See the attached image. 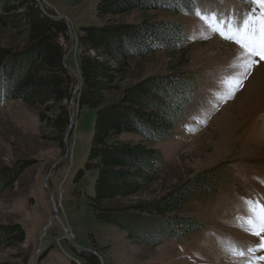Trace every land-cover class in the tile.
Returning a JSON list of instances; mask_svg holds the SVG:
<instances>
[{
	"label": "rangeland",
	"instance_id": "obj_1",
	"mask_svg": "<svg viewBox=\"0 0 264 264\" xmlns=\"http://www.w3.org/2000/svg\"><path fill=\"white\" fill-rule=\"evenodd\" d=\"M40 1L47 14L52 11L53 18L69 22L75 39L69 57L72 65L78 64L76 39L82 28L162 21L184 27L185 47H172L168 52L158 49L147 57L131 59L125 75L114 85L113 102L124 87L139 79L171 74L194 77L192 102L169 140L150 144L132 133L118 137L122 143L159 150L165 167L155 174L156 182L144 194L113 205L160 198L209 171L214 174L216 190L195 195L179 213L196 221L195 234L153 247L149 232L131 237L114 225L98 223L88 204V197L95 194L96 172L78 175L90 152L95 110L79 109L75 96L77 118L67 140V153V131L61 141L48 125L52 115L45 106L6 101L0 105V177L11 173L15 180L11 186L4 182L0 186V232L19 225L25 240L0 247V264H85L92 255L100 264H250L253 253L248 249L260 239L251 234L247 202L264 203V78L254 93L249 88L257 72L264 76V60L255 57L250 69L239 67L241 49L214 31L212 14L224 25L227 12L236 9L228 25L232 27L254 6H241L234 0H196L193 13L133 10L100 20V0ZM25 44L24 35L0 27L1 49H21ZM70 49L71 41L68 52ZM232 77L241 80L236 88L226 83ZM229 105V120L222 121ZM69 108L72 114L71 103ZM131 223L139 231L151 227Z\"/></svg>",
	"mask_w": 264,
	"mask_h": 264
},
{
	"label": "trees",
	"instance_id": "obj_2",
	"mask_svg": "<svg viewBox=\"0 0 264 264\" xmlns=\"http://www.w3.org/2000/svg\"><path fill=\"white\" fill-rule=\"evenodd\" d=\"M236 1L242 5L249 3ZM195 7L196 0H100L97 16L106 20L133 10L158 9L184 14L193 13ZM48 13L55 16L52 11ZM0 27L13 29L26 38L21 49L0 48V105L22 100L32 107L45 106L52 115L48 125L62 141L70 125L69 104L77 88L75 75L64 63L71 41L67 24L46 16L36 0H0ZM186 41L184 27L175 22L86 27L76 39L80 50L78 64L66 60L81 78L76 98L78 108L96 111L90 152L84 170L78 175L96 172L95 194L88 197L93 215L98 223L114 225L131 237L149 232L146 235L153 247L197 232L196 221L180 217L179 213L195 195L216 190L214 174L204 172L151 201L115 206L116 202L144 194L156 182L155 174L165 167L159 150L122 143L118 137L132 133L150 144L169 140L192 102L194 77L171 74L139 79L124 87L117 101H111L110 97L131 59L147 57L158 49L166 52L172 47L181 49ZM14 180L7 173L0 179V186L3 182L11 186ZM131 222L152 228L139 231ZM24 240L19 225L0 232V247ZM85 264L100 261L92 255Z\"/></svg>",
	"mask_w": 264,
	"mask_h": 264
},
{
	"label": "snow or ice",
	"instance_id": "obj_3",
	"mask_svg": "<svg viewBox=\"0 0 264 264\" xmlns=\"http://www.w3.org/2000/svg\"><path fill=\"white\" fill-rule=\"evenodd\" d=\"M254 7L250 13L246 14L242 21L232 27H228L227 22L224 25H219L215 14H212V19L215 21L214 31L223 38L235 43L241 49V64L239 67L250 69L256 63L255 57L264 60V0H248ZM207 19V17H205ZM226 83L236 88L240 85L241 80L236 77L229 78ZM251 216L247 222L251 229V234L258 237L260 242L254 248H249L248 251L253 253L250 264H260L264 262V255H255L258 252H264V203L259 201L247 202ZM240 256L244 252L239 253Z\"/></svg>",
	"mask_w": 264,
	"mask_h": 264
},
{
	"label": "water",
	"instance_id": "obj_4",
	"mask_svg": "<svg viewBox=\"0 0 264 264\" xmlns=\"http://www.w3.org/2000/svg\"><path fill=\"white\" fill-rule=\"evenodd\" d=\"M36 2L38 3V5H39L41 11H42L46 16H48V17L51 18V19L57 20V21H64V22L67 24V27H68V29H69V35H70V39H71V49H70V51L65 55V57H64V63H65V67H66L70 72H72V73L75 75L76 79H77V88H76V90L74 91L73 96H72V99H71V101H70V103H71V105H72V107H73L72 114H71V119H70V125H69V127H68V129H67V132H66V135H65V138H66V146H67V153H69V148H68V142H67V140H68L69 134L74 130V127H75V121H76V118H77V110H76L75 96L78 95V94L80 93V89H81V86H82V84H81V78H80L79 73H78L76 70L71 69V68L69 67V65L67 64V62H66V60L71 56L72 51H73V49H74V47H75V39H74V37H73V35H72L70 24H69V22H68L66 19H64V18H57V19L53 18L52 16H50L49 14H47V13L45 12V10H44V8H43V5H42V3H41L40 0H36ZM46 181H47V179H46ZM45 186H46L47 189H49L48 185H45ZM55 212L57 213V211H55Z\"/></svg>",
	"mask_w": 264,
	"mask_h": 264
},
{
	"label": "bare ground",
	"instance_id": "obj_5",
	"mask_svg": "<svg viewBox=\"0 0 264 264\" xmlns=\"http://www.w3.org/2000/svg\"><path fill=\"white\" fill-rule=\"evenodd\" d=\"M236 8V7H235ZM232 11V10H231ZM232 15H236V9L234 10V11H232V12H227V16H226V20H227V25H229L230 26V24L232 23ZM263 71V70H262ZM264 72V71H263ZM264 78V76H262V75H260L259 74V72H257L255 75H254V77L252 78V83H251V86H250V91H253V93L258 89V87H259V82L261 81V79H263ZM258 82V83H257ZM249 91V90H248ZM231 108H232V106L231 105H229L228 107H227V109H226V111H227V114H226V117L224 118V119H222V121H224L226 118H227V115L230 113V110H231ZM226 120H229V119H226ZM226 124H228V123H226ZM226 124H223L224 125V127H225V125ZM227 126V125H226ZM222 128H223V126H222ZM58 212V211H57Z\"/></svg>",
	"mask_w": 264,
	"mask_h": 264
}]
</instances>
